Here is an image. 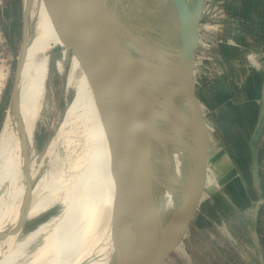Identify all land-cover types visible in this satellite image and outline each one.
I'll return each mask as SVG.
<instances>
[{"label": "water", "instance_id": "1", "mask_svg": "<svg viewBox=\"0 0 264 264\" xmlns=\"http://www.w3.org/2000/svg\"><path fill=\"white\" fill-rule=\"evenodd\" d=\"M43 3L48 22L58 37V43L48 50L49 57L64 51L69 59H76L109 138L111 207L116 210L121 206V210L135 218L146 250L143 263L134 252L116 251V264H165L190 230L197 231L192 226L203 217L200 208L204 206L212 175L211 132L194 79L204 0H45ZM5 8L16 24L21 22V46L6 115L17 90L24 50L33 32L32 29L28 34V21L33 16L24 0H12ZM261 76L258 110L247 142L250 183L257 196L249 214L247 233L255 257L248 253L222 216L218 223L219 232L246 264H264L257 230L264 203L259 159L264 129V69ZM33 139L34 130L32 142ZM31 149L32 143L25 168ZM46 149L34 158L36 170L24 181L22 208L16 223L10 228L7 219L0 222L3 227L0 240L9 236L17 238L22 231Z\"/></svg>", "mask_w": 264, "mask_h": 264}, {"label": "rangeland", "instance_id": "2", "mask_svg": "<svg viewBox=\"0 0 264 264\" xmlns=\"http://www.w3.org/2000/svg\"><path fill=\"white\" fill-rule=\"evenodd\" d=\"M10 1L12 0H0V102L2 97L9 102L14 84L16 56L21 46V22L16 24L9 9L5 8V5L8 6ZM44 1L38 0L33 7V17L28 21V34L33 29L37 13L42 9ZM230 1H205L204 13L202 12L199 25L200 40L195 54V90L205 119L209 122L210 128L208 129L211 132L213 151L212 175L206 189L207 195L203 202L204 206L200 208L203 217L200 223H194L192 226L197 228V231L194 228L190 230V234L184 243L172 253L165 264H246L237 257L219 232L220 216L226 220L230 230L243 243L248 253L255 257L247 233L249 214L257 199L250 183V156L247 142L259 105L264 56L261 53L249 51L240 45V41L238 42V26L241 20L237 12L231 14L228 11ZM29 8L31 12L32 7ZM234 9L237 11V7L234 6ZM8 12L9 16H6ZM46 19L39 26L40 32L51 26ZM54 45L55 40L53 38L50 48ZM246 52L250 53L253 59L257 61L258 70H255L253 65L249 66L245 60ZM66 55L67 52L62 51L61 55L51 54L49 57L51 60L46 79V100L34 127L30 157L34 159L43 152L45 147L48 148L44 155L43 162L45 163H43L37 182L44 176L48 181L54 179V181L57 180V184L61 183L63 171L70 170L76 173L78 170L77 163L83 154V142L80 133L69 130L68 127H63L65 130L59 129L64 112L67 110L69 113L67 106L81 91L84 80V75L76 59L74 57L69 59V56L66 57ZM217 66L219 67L217 68ZM7 85L8 88H6ZM233 102L235 106L230 104ZM225 103L237 112L238 116H242L240 115L242 110H246V114L243 116L244 126L243 128L239 127L237 135H230V131L225 129L226 118L220 111L221 106ZM4 116L0 131L7 119L5 114ZM70 136H73V141ZM94 138L95 136H91L85 141L84 146H90V142ZM78 149L80 150L78 151ZM259 155L261 194L264 199V129L259 143ZM2 160L1 155L0 167L3 164ZM231 182L233 185H239L238 188L242 191L243 197L238 194L237 188H235L236 191L232 188ZM51 190L42 200L41 207L26 219L22 231L17 235L18 240L24 239L23 243L28 244L25 248L26 254L37 250L44 240L45 233H50L56 229L66 207L75 202L72 199L69 200L62 188H52ZM83 195V189H81L77 198L78 201H81ZM84 215L86 216V214ZM41 217L45 218L35 223ZM258 231L260 238L264 240V205L259 215ZM139 235L140 232L135 227L125 252L136 253L141 262L146 257V250ZM262 247L264 254V242Z\"/></svg>", "mask_w": 264, "mask_h": 264}, {"label": "bare ground", "instance_id": "3", "mask_svg": "<svg viewBox=\"0 0 264 264\" xmlns=\"http://www.w3.org/2000/svg\"><path fill=\"white\" fill-rule=\"evenodd\" d=\"M37 1L25 0V4L32 7L30 16L34 14L33 7ZM45 16L43 5L37 13L32 35L25 47L17 90L12 95L6 112L7 119L0 131V156L3 158L0 167V222L7 219L10 228L16 223L21 212L24 181L28 175L33 176L36 170L35 159H29L27 168L24 163L28 147L32 143L36 121L46 100L48 50L53 38L55 44L58 43V37L51 26L40 32L39 26L47 18ZM245 58L250 67L253 65L254 69L258 70V63L250 53L246 52ZM67 107L69 113L67 110L64 112L62 128L68 127L69 130L80 133L83 142V154L76 166L78 170L76 173L63 171L62 182L59 184L57 180L48 181L44 176L36 181L31 191L28 216H32L41 207L42 200L52 188H62L69 200L75 202L66 207L56 229L45 233L42 244L34 252L26 254L25 248L28 244L23 243L24 239L18 240L15 236H9L0 240V264H116V251L125 252L128 240L136 227L135 218L121 210V206L116 210L111 207L113 177L110 169V142L85 77L81 91ZM231 110L233 109L225 103L220 111L226 118L225 129L230 131V135H237L239 127L243 128L244 121ZM207 127L210 128L209 122ZM91 136L95 138L90 142V146H84ZM231 186L235 190L239 185H233L231 182ZM81 189L84 195L81 201H78ZM76 204H79L78 208ZM1 229L2 226L0 231Z\"/></svg>", "mask_w": 264, "mask_h": 264}, {"label": "crops", "instance_id": "4", "mask_svg": "<svg viewBox=\"0 0 264 264\" xmlns=\"http://www.w3.org/2000/svg\"><path fill=\"white\" fill-rule=\"evenodd\" d=\"M232 1V2H231ZM229 2L228 11L233 14L237 12L241 20L238 26L240 45L249 51L261 53L264 56V0H231ZM236 1V2H234ZM234 6L237 7L235 11ZM235 106V104L230 103ZM238 116L237 112L231 110ZM231 115V113H229ZM246 113L242 110L240 115L244 116ZM208 124V122L206 121ZM237 140V139H235ZM239 144V143H238ZM239 190V188L237 187ZM239 190L238 194L243 195ZM243 197V196H242Z\"/></svg>", "mask_w": 264, "mask_h": 264}, {"label": "trees", "instance_id": "5", "mask_svg": "<svg viewBox=\"0 0 264 264\" xmlns=\"http://www.w3.org/2000/svg\"><path fill=\"white\" fill-rule=\"evenodd\" d=\"M6 88H8V85L6 86ZM7 104H8L7 100L2 97V100L0 102V127H1V125H2L1 123L4 119V114H5V110L7 108V106H6ZM259 159H260V155H259ZM44 218L45 217H41V218L37 219V221L35 223L42 221ZM263 242H264V240L261 239L262 246H263Z\"/></svg>", "mask_w": 264, "mask_h": 264}, {"label": "flooded vegetation", "instance_id": "6", "mask_svg": "<svg viewBox=\"0 0 264 264\" xmlns=\"http://www.w3.org/2000/svg\"><path fill=\"white\" fill-rule=\"evenodd\" d=\"M159 11H160V10H159ZM161 11H162V12H165V9H164V8H163V9L161 8ZM233 104H234V102H233ZM245 113H246V110H245ZM238 118H240L241 120L244 119L243 116H240V117H238ZM261 196H262V194H261ZM263 205H264V204H263ZM263 205H262V207H261V210L263 209ZM261 210H260L259 215L261 214ZM258 220H259V217H258ZM257 230H258V222H257ZM258 233H259V231H258ZM233 234H234V233H233ZM234 235H235V234H234ZM235 236H236V235H235ZM259 236H260V234H259ZM236 237H237V236H236ZM237 238H238V237H237ZM238 239H239V238H238ZM261 239H262V238H260V241H261ZM242 244H243V243H242ZM261 245H262V243H261ZM262 248H263V247H262ZM233 251H234V250H233ZM235 254H236V253H235ZM236 255H237V254H236ZM237 257L240 258L238 255H237ZM240 259H241V258H240ZM241 260H242V259H241ZM242 261H243V260H242ZM243 262H244V261H243ZM244 263H245V262H244Z\"/></svg>", "mask_w": 264, "mask_h": 264}, {"label": "built area", "instance_id": "7", "mask_svg": "<svg viewBox=\"0 0 264 264\" xmlns=\"http://www.w3.org/2000/svg\"><path fill=\"white\" fill-rule=\"evenodd\" d=\"M199 40H200V37H199ZM199 44V43H198ZM194 73H195V69H194Z\"/></svg>", "mask_w": 264, "mask_h": 264}]
</instances>
